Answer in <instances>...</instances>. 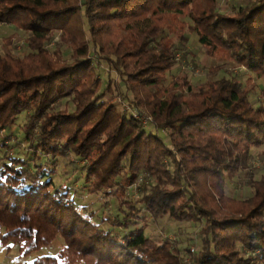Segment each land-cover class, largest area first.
<instances>
[{"label": "trees", "instance_id": "1", "mask_svg": "<svg viewBox=\"0 0 264 264\" xmlns=\"http://www.w3.org/2000/svg\"><path fill=\"white\" fill-rule=\"evenodd\" d=\"M0 24L28 34L24 57L0 54V129L28 114L30 149L0 157V245L30 258L63 240L56 255L32 264H183L176 243L146 234L150 220L168 218L201 227L193 264H264V177L256 180L251 165L252 149L264 160V90L256 106L253 90L231 79L164 84L187 31L216 72L234 63L264 79V0L233 15L221 13L220 0H0ZM56 34L70 58L49 51ZM115 91L150 114L154 130L106 99ZM62 99L74 109L53 112ZM69 153L85 162L90 195L122 199L140 173L154 184L137 201L124 199L123 220L103 229L53 180L51 167ZM241 174L253 188L245 200L226 194Z\"/></svg>", "mask_w": 264, "mask_h": 264}, {"label": "rangeland", "instance_id": "2", "mask_svg": "<svg viewBox=\"0 0 264 264\" xmlns=\"http://www.w3.org/2000/svg\"><path fill=\"white\" fill-rule=\"evenodd\" d=\"M247 5V0H220V11L225 15H233L239 7ZM188 41L186 45L175 40V62L176 65L172 72L168 74L165 86H168L173 80L179 77H186L194 88L205 84L208 80H219L222 78L231 79L240 82L243 87H248L253 90L251 101L256 106L263 103L261 93L264 90V79L256 78L252 73L246 72L242 67H238L234 63H226L218 72L215 71V64L210 59L205 51L198 43V36L186 32ZM11 38V47L8 49L5 46L4 40ZM28 34L24 31L16 29L10 24H0V54L12 53L16 57H24L28 52L27 43ZM183 45V46H182ZM51 54L60 52L65 58H70V50L61 41L60 35L56 37L48 45ZM116 78V74H111ZM100 77L104 80L108 79L107 69H100ZM118 92L110 94L106 97L108 101L113 100L118 104L120 110L132 114L146 131H152L154 119L150 114H146L138 109H133L121 98L118 97ZM65 109L73 110L74 106L70 99H62L55 103L53 112L64 111ZM28 114L20 116L17 125L9 130L0 129V144L5 145L1 149L0 157L20 156L25 157L30 153L28 144L25 141V135L22 127L26 124ZM140 118H137L139 117ZM158 135L163 139H168L167 130H159ZM168 144L170 142L168 141ZM254 157L251 161L254 178L260 180L264 177V160L261 157V149H252ZM85 162L82 159L76 158L72 153L66 157H59L57 165L51 167L54 169L53 180L56 186L66 185L70 189L71 199L76 203L79 209H82L84 215H93V221L100 224L103 229L116 227L123 220L122 202L124 199L128 201H137L147 193L148 187L154 184V178L145 173H140L136 183L126 189L124 198H117L113 194L101 193L99 195H90L84 187L85 179ZM253 193L251 183L244 175H239L234 181L228 183L226 194L237 200H245ZM107 218L109 222L102 224V220ZM142 223L139 224L141 226ZM201 227L189 222H177L168 218L154 222L149 221V227L146 234L155 242L162 244L166 240L176 243L182 252L183 264H193L195 255L200 251L201 244L198 233ZM63 240L57 239L48 249L41 253H37L30 258L20 256L19 247H14L11 252L7 248L0 245V264H32L34 258L44 255H56L63 248Z\"/></svg>", "mask_w": 264, "mask_h": 264}, {"label": "built area", "instance_id": "3", "mask_svg": "<svg viewBox=\"0 0 264 264\" xmlns=\"http://www.w3.org/2000/svg\"><path fill=\"white\" fill-rule=\"evenodd\" d=\"M137 118H140V116H139V117H137Z\"/></svg>", "mask_w": 264, "mask_h": 264}]
</instances>
